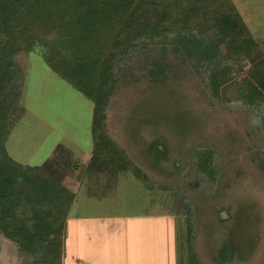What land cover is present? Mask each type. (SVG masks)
<instances>
[{"label":"rangeland","instance_id":"obj_1","mask_svg":"<svg viewBox=\"0 0 264 264\" xmlns=\"http://www.w3.org/2000/svg\"><path fill=\"white\" fill-rule=\"evenodd\" d=\"M148 43L111 97L108 136L148 177L138 183L153 202L184 216L186 239L191 222L190 264H264V105L221 101L213 96L210 69L163 42ZM162 54L166 68L155 80L153 61ZM19 100L27 112L11 130L12 158L42 166L60 145L67 155L56 168L65 175L62 184L74 192L92 183L86 165L94 147L93 103L52 70L43 45L28 55ZM118 178L133 180L129 173ZM20 263L15 246L0 238V264Z\"/></svg>","mask_w":264,"mask_h":264},{"label":"trees","instance_id":"obj_2","mask_svg":"<svg viewBox=\"0 0 264 264\" xmlns=\"http://www.w3.org/2000/svg\"><path fill=\"white\" fill-rule=\"evenodd\" d=\"M150 41L210 69L213 96L221 101L264 105V53L232 0H0V238L15 246L20 264H62L75 198L56 169L67 158L63 146L42 166L17 162L7 149L12 128L27 112L19 96L29 53L43 45L52 70L93 103L87 171L129 173L143 183L148 177L108 136L105 120L128 62ZM165 60L162 54L153 61L155 80ZM188 233L191 241V222Z\"/></svg>","mask_w":264,"mask_h":264},{"label":"crops","instance_id":"obj_3","mask_svg":"<svg viewBox=\"0 0 264 264\" xmlns=\"http://www.w3.org/2000/svg\"><path fill=\"white\" fill-rule=\"evenodd\" d=\"M232 1L264 53V0ZM92 174V183H81L74 191L64 229L62 264H190L193 258L186 246L189 239L184 237V216L154 203L133 178L119 182L117 176L106 182ZM126 193L140 195L141 201L138 196L129 200ZM78 234L83 251L77 250Z\"/></svg>","mask_w":264,"mask_h":264}]
</instances>
